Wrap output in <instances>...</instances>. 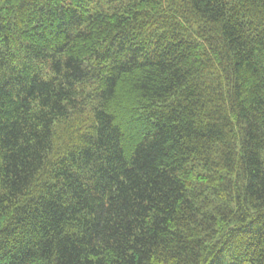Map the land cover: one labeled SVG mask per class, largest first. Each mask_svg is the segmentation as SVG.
<instances>
[{
	"label": "trees",
	"instance_id": "trees-1",
	"mask_svg": "<svg viewBox=\"0 0 264 264\" xmlns=\"http://www.w3.org/2000/svg\"><path fill=\"white\" fill-rule=\"evenodd\" d=\"M0 264H264V0H0Z\"/></svg>",
	"mask_w": 264,
	"mask_h": 264
}]
</instances>
